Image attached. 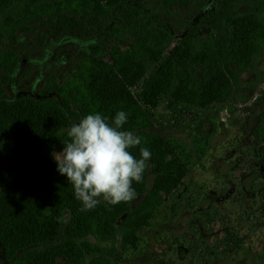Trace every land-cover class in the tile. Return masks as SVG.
<instances>
[{
    "label": "trees",
    "instance_id": "trees-1",
    "mask_svg": "<svg viewBox=\"0 0 264 264\" xmlns=\"http://www.w3.org/2000/svg\"><path fill=\"white\" fill-rule=\"evenodd\" d=\"M83 20L95 36L90 51L65 74L51 73L37 97L10 98L0 84V264H113L187 174L168 137L150 130L147 107L161 96L200 108L246 103L264 81L255 65L264 56V0H0V45L36 25L55 37L78 32ZM18 60L0 48L2 84ZM247 69L253 76L242 81ZM119 110L123 129L150 151L142 181L132 182L140 199L81 211L52 152L84 115L111 121ZM130 151L139 158L138 147Z\"/></svg>",
    "mask_w": 264,
    "mask_h": 264
},
{
    "label": "rangeland",
    "instance_id": "rangeland-1",
    "mask_svg": "<svg viewBox=\"0 0 264 264\" xmlns=\"http://www.w3.org/2000/svg\"><path fill=\"white\" fill-rule=\"evenodd\" d=\"M88 25L83 20L78 32L58 37L36 25L19 32L15 44L5 38L0 48L19 55L7 83L0 70L5 94L37 97L51 73L65 74L90 51L95 36ZM255 65L264 72V56ZM252 76L247 69L241 78ZM147 110L156 122L150 130L168 137L187 174L113 264H264V81L246 103L200 108L161 96ZM153 177L149 172L147 187Z\"/></svg>",
    "mask_w": 264,
    "mask_h": 264
},
{
    "label": "clouds",
    "instance_id": "clouds-1",
    "mask_svg": "<svg viewBox=\"0 0 264 264\" xmlns=\"http://www.w3.org/2000/svg\"><path fill=\"white\" fill-rule=\"evenodd\" d=\"M127 113L109 118L100 112L84 115L66 129L61 151H53L57 171L65 175L81 211L93 210L101 201L115 205L135 198L132 182H141L150 151L142 138L123 129ZM138 147L139 158L130 149Z\"/></svg>",
    "mask_w": 264,
    "mask_h": 264
}]
</instances>
